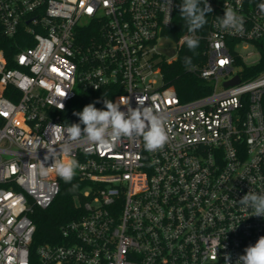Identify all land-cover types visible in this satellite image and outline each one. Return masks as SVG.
I'll return each mask as SVG.
<instances>
[{
    "label": "built area",
    "instance_id": "obj_1",
    "mask_svg": "<svg viewBox=\"0 0 264 264\" xmlns=\"http://www.w3.org/2000/svg\"><path fill=\"white\" fill-rule=\"evenodd\" d=\"M181 3L0 0V35L15 45L10 58L0 47V264H30V214L59 190L53 161L46 176L40 164L65 145L88 184L59 242L35 248L37 264H225L228 255L236 264L264 236V217L239 203L249 191L264 194V70L241 73L264 57V0H208L205 61L188 70L210 91L187 101L165 84L161 65L197 31L164 47L171 56L157 42ZM228 8L244 17L242 32L218 26ZM104 86L121 90L113 102L127 97L136 108L140 98L165 117L162 149L147 151L142 137L114 147L70 139L59 111L77 88Z\"/></svg>",
    "mask_w": 264,
    "mask_h": 264
},
{
    "label": "clouds",
    "instance_id": "obj_2",
    "mask_svg": "<svg viewBox=\"0 0 264 264\" xmlns=\"http://www.w3.org/2000/svg\"><path fill=\"white\" fill-rule=\"evenodd\" d=\"M200 3L201 0H182L179 5V12L188 25L190 33L201 29L207 22L206 15L213 12L208 0H204L203 7ZM259 8L264 12V3L260 4ZM244 23V17L231 8L226 9L224 15L218 18L220 28L234 32H242ZM183 40L190 51H194L199 46V40L191 35L183 37ZM185 59L186 63L191 62L190 57ZM99 102L96 101V103ZM103 104V109H98L95 103H90L84 106L82 111L73 113L79 118V122L72 123L67 128L71 140L77 141L84 138L93 144L114 147L115 142L122 137L130 139L142 137L144 148L149 152L162 149L167 143L165 117L156 113L151 106H145L143 99L137 98L136 108L130 106L127 97H121L117 102L104 98ZM122 106L126 107V111L121 110ZM61 151L63 155L59 158L55 151L51 149L47 151L44 162L40 164V174L46 176L48 167H51L65 183H71L79 164L75 158L68 155L70 148L67 145L63 146ZM50 159L53 162L51 166L46 167L45 162ZM239 203L245 209L252 210L250 216L264 217V194L249 191L239 200ZM230 261V255L225 256V264H230ZM236 264H264V236H261L254 245L246 247Z\"/></svg>",
    "mask_w": 264,
    "mask_h": 264
},
{
    "label": "trees",
    "instance_id": "obj_3",
    "mask_svg": "<svg viewBox=\"0 0 264 264\" xmlns=\"http://www.w3.org/2000/svg\"><path fill=\"white\" fill-rule=\"evenodd\" d=\"M206 15V20H207ZM188 29V25L179 12L177 6L173 13L172 23L164 32L166 38L171 39L174 44L178 38ZM199 46L194 51L187 48L185 42L177 52L176 59L171 63H163L161 70L163 81L166 85L174 87L177 95L182 101L191 100L209 93V85L199 77L196 72L188 70L190 65H202L205 61V41L202 33L197 30ZM0 47H3L8 58L15 51V45L11 39L0 35ZM186 57L191 58L190 63H186ZM264 70V57L256 64L251 66L242 65V75L252 76ZM115 86H104L98 90L77 88L75 96L67 103L64 110L59 111L60 122L64 125L78 123L79 118L73 115L74 112L82 111L84 106L95 103L98 109H103V99H113V96L120 92ZM96 101H100L96 103ZM83 127V126H82ZM59 190L51 204L42 209L33 207L30 217L35 225L30 254V264H37L34 250L44 243H57L60 240V226L78 214V205L76 198L80 191L87 186V182L80 179L75 172L74 179L71 183H65L58 176ZM75 185V188H73ZM80 198V197H79Z\"/></svg>",
    "mask_w": 264,
    "mask_h": 264
},
{
    "label": "water",
    "instance_id": "obj_4",
    "mask_svg": "<svg viewBox=\"0 0 264 264\" xmlns=\"http://www.w3.org/2000/svg\"><path fill=\"white\" fill-rule=\"evenodd\" d=\"M160 52H162L163 54L167 55V56H171L174 54V49H169L166 50L164 47L159 48ZM239 81L238 76H235L232 80L225 82V84H233V83H237Z\"/></svg>",
    "mask_w": 264,
    "mask_h": 264
},
{
    "label": "rangeland",
    "instance_id": "obj_5",
    "mask_svg": "<svg viewBox=\"0 0 264 264\" xmlns=\"http://www.w3.org/2000/svg\"><path fill=\"white\" fill-rule=\"evenodd\" d=\"M157 42L162 47H167V48H170V47H172L174 45V42L171 39L165 38V37L160 38Z\"/></svg>",
    "mask_w": 264,
    "mask_h": 264
},
{
    "label": "snow or ice",
    "instance_id": "obj_6",
    "mask_svg": "<svg viewBox=\"0 0 264 264\" xmlns=\"http://www.w3.org/2000/svg\"><path fill=\"white\" fill-rule=\"evenodd\" d=\"M221 63L223 64V63H225V61H221Z\"/></svg>",
    "mask_w": 264,
    "mask_h": 264
}]
</instances>
